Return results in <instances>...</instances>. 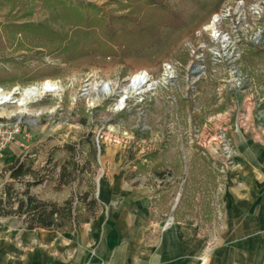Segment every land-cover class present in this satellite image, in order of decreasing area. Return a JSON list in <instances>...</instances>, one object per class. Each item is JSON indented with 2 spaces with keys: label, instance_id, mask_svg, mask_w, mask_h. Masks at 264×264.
I'll list each match as a JSON object with an SVG mask.
<instances>
[{
  "label": "rangeland",
  "instance_id": "374dc122",
  "mask_svg": "<svg viewBox=\"0 0 264 264\" xmlns=\"http://www.w3.org/2000/svg\"><path fill=\"white\" fill-rule=\"evenodd\" d=\"M164 1L184 23L161 27L156 45L126 56L97 50L67 58L53 35L12 22L45 23L74 39L67 7L93 3L124 13L128 0H0L1 90L18 87L19 97L45 80L59 86L30 101L29 113L10 114L31 138L24 147L12 144L8 161L5 151L0 156L2 209L17 210L30 193L58 205L71 199L85 211L95 197L99 213L98 187L120 171L127 183L152 190L156 242L177 225L208 236L209 247L220 240L229 227L228 188L243 186L240 148H255V172L264 175V52H255L264 50V0ZM141 72L149 78L142 97L117 108L118 95ZM73 159L80 172L72 170Z\"/></svg>",
  "mask_w": 264,
  "mask_h": 264
},
{
  "label": "crops",
  "instance_id": "0c3cea01",
  "mask_svg": "<svg viewBox=\"0 0 264 264\" xmlns=\"http://www.w3.org/2000/svg\"><path fill=\"white\" fill-rule=\"evenodd\" d=\"M249 149L238 154L243 186L226 195L229 227L210 247L208 236L178 225L156 242L152 190L116 171L98 187L101 211L72 231L26 229L0 217V264H264V175H256L261 164ZM15 150L7 147L3 160Z\"/></svg>",
  "mask_w": 264,
  "mask_h": 264
},
{
  "label": "trees",
  "instance_id": "16d2710c",
  "mask_svg": "<svg viewBox=\"0 0 264 264\" xmlns=\"http://www.w3.org/2000/svg\"><path fill=\"white\" fill-rule=\"evenodd\" d=\"M126 12H108L93 3L75 4L67 7L73 14L69 19L72 32L76 38L70 39L45 23L24 21L14 23L13 28L31 29L53 35L57 39V50L68 57H78L88 52L99 50L103 54L126 56L129 53L141 52L147 46L156 45L160 39V28L179 27L184 23L182 12L177 11L164 0H128ZM256 53L264 50H256ZM72 170L79 171V164L72 160ZM24 164L14 169L13 176H19ZM68 168V166H64ZM6 196V194L4 193ZM87 196V194H86ZM84 196V198L86 197ZM3 196L0 197V215L9 213L24 216V227L46 228L59 231H72L75 226L88 223L97 214V199L92 197L86 207H73L71 199L63 205L54 202L40 201L28 193L27 200L21 201L17 210L6 211L1 208ZM6 203V201H5ZM100 209V207H99Z\"/></svg>",
  "mask_w": 264,
  "mask_h": 264
},
{
  "label": "bare ground",
  "instance_id": "6f19581e",
  "mask_svg": "<svg viewBox=\"0 0 264 264\" xmlns=\"http://www.w3.org/2000/svg\"><path fill=\"white\" fill-rule=\"evenodd\" d=\"M211 25H214L212 22ZM211 27V26H210ZM145 75V74H143ZM142 73L135 74L132 78L133 81L128 85L127 88L124 89V91L120 94L119 100H117V108H120V106L123 105L124 99L127 98L130 94H133L137 92L139 89V84H141L142 79L141 76H143ZM146 81V80H145ZM59 87L58 83L54 80H45L39 83V85H33L24 87L20 91L19 97L15 96V90L18 89V87H15L14 89H9V91H3L0 89V103L6 100H10L6 103H15L17 107L15 109H12L10 111H6L4 103L0 105V114L2 115H10L15 113H29L30 109L28 107V103L30 101H36L39 96H42L48 88L51 87ZM143 87L140 88V92H143ZM57 92L58 89H55ZM108 93H112L111 90L108 91ZM36 99V100H35Z\"/></svg>",
  "mask_w": 264,
  "mask_h": 264
},
{
  "label": "built area",
  "instance_id": "2783aa9c",
  "mask_svg": "<svg viewBox=\"0 0 264 264\" xmlns=\"http://www.w3.org/2000/svg\"><path fill=\"white\" fill-rule=\"evenodd\" d=\"M167 68H169V67H167ZM142 75H143V73H142ZM141 79H142V82H141V84L138 85L139 89L137 90V92L130 94L127 98H125L124 103H123L122 107H120V109H122L126 106V102H127L126 100L129 97H137V96L142 97L144 91L140 92L139 90L141 87L145 88V86H147V82L149 81V78H147L146 75H143V76H141ZM164 80H165V78H164ZM132 81H133V78L131 77L130 83ZM150 85L151 84H149L148 86H150ZM103 87H104L103 88L104 92L107 95L110 94V93H108V91L110 90V87L108 86V84H104ZM0 89H2V88H0ZM55 89H58V88L56 86L48 88L45 93H52L55 91ZM40 97H42V96H39V98ZM118 99H119V95H118L117 100ZM9 101L10 100L3 101L0 103V105L3 103L7 104L6 102H9ZM31 102H34V101H31ZM30 138H31V135L26 130L25 126L22 124V121L19 119V117L15 116V115H10V117H5V116L0 115V156H2L5 149L7 147H9L11 144H16L19 147H24L25 142L28 141Z\"/></svg>",
  "mask_w": 264,
  "mask_h": 264
}]
</instances>
